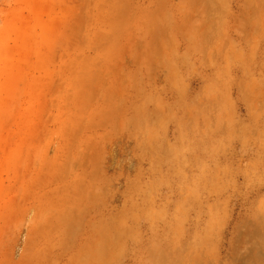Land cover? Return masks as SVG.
I'll use <instances>...</instances> for the list:
<instances>
[{"label":"rangeland","instance_id":"rangeland-1","mask_svg":"<svg viewBox=\"0 0 264 264\" xmlns=\"http://www.w3.org/2000/svg\"><path fill=\"white\" fill-rule=\"evenodd\" d=\"M0 264H264V0H0Z\"/></svg>","mask_w":264,"mask_h":264}]
</instances>
